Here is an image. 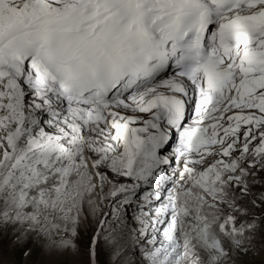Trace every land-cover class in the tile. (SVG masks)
<instances>
[{
	"label": "snow or ice",
	"instance_id": "snow-or-ice-1",
	"mask_svg": "<svg viewBox=\"0 0 264 264\" xmlns=\"http://www.w3.org/2000/svg\"><path fill=\"white\" fill-rule=\"evenodd\" d=\"M0 264H264V0H0Z\"/></svg>",
	"mask_w": 264,
	"mask_h": 264
}]
</instances>
